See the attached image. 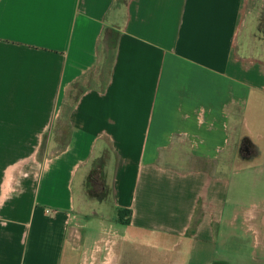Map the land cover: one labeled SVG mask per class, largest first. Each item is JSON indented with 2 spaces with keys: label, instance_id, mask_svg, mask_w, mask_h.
I'll list each match as a JSON object with an SVG mask.
<instances>
[{
  "label": "crops",
  "instance_id": "0c3cea01",
  "mask_svg": "<svg viewBox=\"0 0 264 264\" xmlns=\"http://www.w3.org/2000/svg\"><path fill=\"white\" fill-rule=\"evenodd\" d=\"M263 19L264 0H0V264H264Z\"/></svg>",
  "mask_w": 264,
  "mask_h": 264
},
{
  "label": "rangeland",
  "instance_id": "374dc122",
  "mask_svg": "<svg viewBox=\"0 0 264 264\" xmlns=\"http://www.w3.org/2000/svg\"><path fill=\"white\" fill-rule=\"evenodd\" d=\"M262 30L264 31V19H263V24H262ZM78 92H74L71 93V95L69 96V104H72L74 99L76 98V94ZM69 107V105L67 106ZM264 109V108H263ZM68 109H65V112L67 113ZM258 117H262L259 116L258 113L256 112H250L249 114H247V119L249 121V119H255ZM248 137L252 140V142H254L255 144H260L261 141H264V129L263 127L260 128V130H255L253 133H248L247 134ZM248 142V141H247ZM250 142V141H249ZM64 143V140L61 142ZM43 148L45 149L47 147L48 141L46 140L43 143ZM252 144V145H251ZM246 143V140L243 139L241 137L240 141H239V148H238V152H234V157L232 158V162L236 163L238 161H242L245 158L249 157L251 154H253L254 150L253 149V143ZM94 179H93V183H90V187L87 188L86 190V199H101L103 198L106 193H107V188L105 185V182L103 181V176L100 173L99 170L96 169L95 174L93 175ZM91 210H95V211H105V212H112V207H111V202H104V203H93L91 205ZM91 211H89L90 213ZM111 224L115 225L117 224L114 219H109L108 220ZM84 224L86 223V221L83 222ZM84 229H87L86 227ZM94 230V229H93ZM240 232H243V230L241 229ZM116 260V258H115ZM109 264H116L114 259L109 260ZM138 264V263H135Z\"/></svg>",
  "mask_w": 264,
  "mask_h": 264
},
{
  "label": "trees",
  "instance_id": "16d2710c",
  "mask_svg": "<svg viewBox=\"0 0 264 264\" xmlns=\"http://www.w3.org/2000/svg\"><path fill=\"white\" fill-rule=\"evenodd\" d=\"M113 48H111V55H112V50ZM111 59H113V55H112V58ZM113 61V60H112ZM95 166L97 167V165L95 164ZM129 214H128V212H126V211H120L119 212V215H118V221L119 222H122V223H124V224H129V221H128V219L127 220H125L126 218H127V216H128Z\"/></svg>",
  "mask_w": 264,
  "mask_h": 264
}]
</instances>
